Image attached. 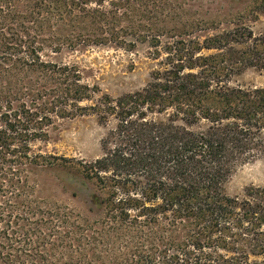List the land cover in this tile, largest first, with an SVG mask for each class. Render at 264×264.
<instances>
[{
  "label": "trees",
  "instance_id": "1",
  "mask_svg": "<svg viewBox=\"0 0 264 264\" xmlns=\"http://www.w3.org/2000/svg\"><path fill=\"white\" fill-rule=\"evenodd\" d=\"M50 1L60 8L82 4L83 10L92 0ZM183 48L142 89L102 95L88 106L100 121L112 117L115 125L102 140L103 154L78 164L106 191L105 226L121 241L79 264H264V188L247 187L242 196L223 190L235 164L264 155V88L229 85L248 67L264 69V30L254 34L238 24ZM202 49L218 52L197 55ZM66 90L60 105L0 107V264L17 261L6 250L15 221L40 213L15 200L21 192L10 189L9 179L24 163L74 161L31 152L68 95L76 102L93 96L76 78ZM22 231L29 229L21 230L24 237ZM62 247L78 251L72 243ZM20 253L31 260L20 264H56L43 250Z\"/></svg>",
  "mask_w": 264,
  "mask_h": 264
},
{
  "label": "rangeland",
  "instance_id": "2",
  "mask_svg": "<svg viewBox=\"0 0 264 264\" xmlns=\"http://www.w3.org/2000/svg\"><path fill=\"white\" fill-rule=\"evenodd\" d=\"M100 1L82 10L84 5L75 3L60 8L50 0H0V107L60 105L75 78L93 90L91 99L79 102L68 95L61 114L51 112L46 136L31 144L34 154L74 161L24 163L9 179L10 189L21 192L15 200L40 210L15 221L6 249L12 253L7 258L17 260L14 264L30 260L21 250L54 254L56 264H79L90 262L94 251L120 246V233L105 226L101 201L106 191L78 164L103 154L102 140L115 120L103 123L88 106L102 95L116 98L142 89L183 47L202 44L238 24L250 26L254 34L264 30V0ZM217 52L202 49L197 55ZM229 85L264 88V69L248 67L233 74ZM76 105L87 107L78 111ZM247 187L264 188V155L235 164L223 190L242 196ZM70 243L78 251L62 247Z\"/></svg>",
  "mask_w": 264,
  "mask_h": 264
}]
</instances>
